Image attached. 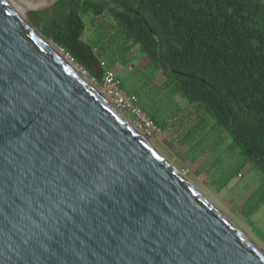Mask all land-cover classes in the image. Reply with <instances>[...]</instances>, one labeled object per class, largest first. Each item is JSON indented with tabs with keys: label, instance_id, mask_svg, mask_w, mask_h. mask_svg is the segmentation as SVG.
Returning a JSON list of instances; mask_svg holds the SVG:
<instances>
[{
	"label": "water",
	"instance_id": "obj_1",
	"mask_svg": "<svg viewBox=\"0 0 264 264\" xmlns=\"http://www.w3.org/2000/svg\"><path fill=\"white\" fill-rule=\"evenodd\" d=\"M59 1L0 0V264H264L38 37Z\"/></svg>",
	"mask_w": 264,
	"mask_h": 264
},
{
	"label": "trees",
	"instance_id": "obj_2",
	"mask_svg": "<svg viewBox=\"0 0 264 264\" xmlns=\"http://www.w3.org/2000/svg\"><path fill=\"white\" fill-rule=\"evenodd\" d=\"M106 16L111 19L106 28L114 31L109 44L121 40L124 56L111 61L104 57L109 52L106 45L94 47L84 39L88 23ZM26 17L98 82L102 61L108 60L113 69L117 61L125 63L133 46H138L149 59V67L162 76V89L169 97L181 96L193 105L187 119L177 103L171 116L163 110L150 115L162 131L176 121L185 122L194 112L197 120L180 139L193 155L215 148V144H203L211 131L221 139L229 135L239 148L237 168L228 171L220 163L212 164L218 191L248 164L264 175L262 0H61ZM263 203L264 182L247 200L246 215Z\"/></svg>",
	"mask_w": 264,
	"mask_h": 264
},
{
	"label": "rangeland",
	"instance_id": "obj_3",
	"mask_svg": "<svg viewBox=\"0 0 264 264\" xmlns=\"http://www.w3.org/2000/svg\"><path fill=\"white\" fill-rule=\"evenodd\" d=\"M264 2V0H262ZM111 19L106 16L98 19L95 24L88 23V29L84 39L90 41L94 47L105 46L107 51L104 57L109 61L122 58L121 40L115 39V44L110 46L114 31L108 30L106 25ZM47 40V39H45ZM49 41V40H47ZM51 42V41H49ZM53 43V42H51ZM59 51H63L60 47ZM98 50V49H97ZM64 52V51H63ZM122 53V54H121ZM64 55L74 64V60L64 52ZM122 55V56H121ZM124 57V56H123ZM108 60H104L106 63ZM149 59L140 51L138 46H133L126 58V62L117 61L113 69L122 80L123 88L130 94L139 97V104L149 115L154 116L163 110L172 115L174 103L178 104L185 112L182 114L188 118V110L191 106L181 96L169 97L166 90L162 89L163 78L148 65ZM78 65V64H76ZM80 66V65H78ZM81 73L85 75L88 82L98 93L108 99L104 94V87L93 82V77L81 66ZM104 99V98H103ZM105 100V99H104ZM106 101V100H105ZM107 102V101H106ZM109 103V102H108ZM111 105V104H110ZM111 107L122 114L114 105ZM190 107V108H189ZM183 123L175 122L162 135L158 137H147L134 127V118L129 113H123L126 121L143 136L149 144L154 147L175 169H177L201 194H203L228 220L238 228L251 242H253L264 253V203L250 215H246L247 200L263 185L264 175L251 164L246 165L240 174L234 176L227 187L218 191L213 185V163H220L226 170H233L240 164V150L233 143L229 135H219L211 131L204 143L215 144L213 150L193 155L188 145H181L180 139L188 128L197 120L195 113ZM122 116V117H123ZM178 119V118H177ZM207 120L214 124V120L207 116ZM164 121L162 122V125Z\"/></svg>",
	"mask_w": 264,
	"mask_h": 264
},
{
	"label": "built area",
	"instance_id": "obj_4",
	"mask_svg": "<svg viewBox=\"0 0 264 264\" xmlns=\"http://www.w3.org/2000/svg\"><path fill=\"white\" fill-rule=\"evenodd\" d=\"M102 71V80L97 81L93 78V82L104 87V94L108 97L105 99L114 105L123 113H129L134 118V127L141 131L144 136L158 137L163 131L158 126L150 115L141 107L138 98L134 94L128 93L122 84L114 69L110 68L105 61L100 64Z\"/></svg>",
	"mask_w": 264,
	"mask_h": 264
},
{
	"label": "bare ground",
	"instance_id": "obj_5",
	"mask_svg": "<svg viewBox=\"0 0 264 264\" xmlns=\"http://www.w3.org/2000/svg\"><path fill=\"white\" fill-rule=\"evenodd\" d=\"M17 14H18V16L22 19V20H24V18H23V14H20V13H18V12H16ZM37 33V35H38V37H40L42 40H43V42L45 43V45H47L48 46V48L50 49V51H52L55 55H56V57L60 60V61H62L72 72H74L77 76H79L82 80H84L85 82H86V84L87 85H89L91 88H93L92 87V85L88 82V80H87V78L85 77V75L84 74H82L80 71H81V68H80V66H78V65H76V64H74L73 62H71L65 55H64V52L63 51H59L58 49H57V47H55L54 45H53V43H51V42H49V41H47V40H45V38L43 37V36H41L38 32H36ZM94 89V88H93ZM95 90V89H94ZM104 98V97H103ZM105 99V98H104ZM106 100V99H105ZM107 101V100H106ZM105 101V102H106ZM110 107H111V105H110V103H108V101L106 102ZM112 108V107H111ZM113 109V108H112ZM114 110V109H113ZM115 111V110H114ZM117 112V111H116ZM128 123V122H127ZM129 124V123H128ZM130 125V124H129ZM131 126V125H130ZM132 127V126H131ZM133 128V127H132ZM134 129V128H133ZM135 130V129H134ZM140 136H141V134L137 131V130H135ZM143 139H144V141L148 144V145H150L149 144V142L143 137V136H141ZM151 146V145H150ZM152 147V146H151ZM152 148H154V147H152ZM155 149V148H154ZM156 150V149H155ZM174 168V167H173ZM183 178H185L177 169H175ZM186 179V178H185ZM187 180V179H186ZM188 181V180H187ZM189 182V181H188ZM195 188V187H194ZM195 190H197V189H195ZM198 191V190H197ZM198 193L205 199V200H207L208 202H210L203 194H201V192H199L198 191ZM211 203V202H210ZM224 216V215H223ZM226 218V217H225ZM227 219V218H226ZM228 220V219H227ZM229 221V220H228ZM230 222V221H229ZM231 223V222H230ZM232 224V223H231ZM233 225V224H232ZM235 227V226H234ZM236 228V227H235ZM240 233H241V231L238 229V228H236ZM242 234V233H241ZM259 252H261L263 255H264V253L253 243V242H251L244 234H242Z\"/></svg>",
	"mask_w": 264,
	"mask_h": 264
},
{
	"label": "crops",
	"instance_id": "obj_6",
	"mask_svg": "<svg viewBox=\"0 0 264 264\" xmlns=\"http://www.w3.org/2000/svg\"><path fill=\"white\" fill-rule=\"evenodd\" d=\"M148 65H149V63H148Z\"/></svg>",
	"mask_w": 264,
	"mask_h": 264
}]
</instances>
